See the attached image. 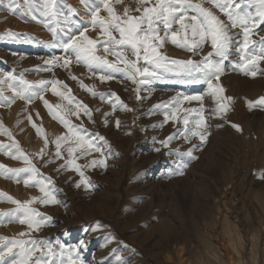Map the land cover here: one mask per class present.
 Instances as JSON below:
<instances>
[{
  "label": "rangeland",
  "instance_id": "1",
  "mask_svg": "<svg viewBox=\"0 0 264 264\" xmlns=\"http://www.w3.org/2000/svg\"><path fill=\"white\" fill-rule=\"evenodd\" d=\"M43 2L33 0L34 7L41 9ZM9 3L10 0L0 3V79L7 74H15L30 82L59 80L65 83L71 89V95L92 110L91 119L81 113L79 118L72 116L71 120L78 126L82 125L103 149L107 167H86L93 159L104 158L99 152L80 158L77 163L91 187L86 188L83 184L76 187L81 180L79 173L62 167L69 159L67 152L62 149L64 159L55 156L53 141L57 136L66 134L67 129L52 117L44 100L34 99L28 104L17 99L10 107H0V122L14 138L10 139L0 131V145L10 146L14 141L18 142L39 169L41 176L37 179L51 178L54 182L50 187L56 189L54 195L59 201L56 204L36 202L31 205L51 220L38 232H30L25 237L19 234L29 232L26 225L0 217L4 221L0 223V237L8 241L36 238L53 245L79 249L84 264H118L120 260L124 264H212L206 259L207 251L202 249L208 243L220 246L219 243L225 240L226 235L221 232L225 216L239 224L242 232L250 233L247 226L252 219L249 211L256 210L257 248L259 246L262 254L264 107L249 108L247 101H256L264 96V61L258 64L256 77L245 75L234 66L239 61L235 51L225 61V71L218 83L225 89L224 94L234 100L226 117L220 118L212 115L215 104L207 95V84L182 82L190 77L180 73L175 65H169L173 71L158 69L161 74L159 79L138 85L126 79L123 73H114L115 79L102 83L98 78L99 71L97 76H92L83 64L73 62L69 68L47 64V61L67 54L64 49L51 46L55 37L49 27H56L62 36L60 29L65 26L63 23L57 25L53 20L49 27H45L40 21L46 18L39 12L36 13L37 19L33 20L30 16H21L20 8L10 11L7 7ZM23 3L24 0H14L13 7ZM137 3L138 0H123L114 7L120 14L128 7L132 9V15L139 16L141 13L135 11ZM68 6L76 9L78 14L72 15ZM205 6L212 7L210 4ZM57 8L61 18L69 15L74 23L79 21L89 27V36L94 39L99 36V29L93 31L87 25L89 13L81 0H57ZM213 10L227 22L223 13ZM101 15L107 16V13L102 11ZM9 31L15 35H7ZM241 31L239 28L232 29L234 33ZM262 36L264 25L254 30L252 39L259 41ZM211 50L210 44H205L202 50L193 54L170 41L161 49L169 59L197 62ZM108 58L115 59L112 56ZM73 76L77 79H72ZM80 81L89 87L94 86L97 93H115L132 110H124L115 96L104 100L99 95L92 96L81 87ZM57 87L60 91L68 90L59 85ZM0 89H3L4 96L13 95L6 85H0ZM185 95H204V116L210 133L207 142L194 137L189 143L179 135L182 123L165 122V112L169 109L164 105L177 96ZM43 96L52 105H67L66 100L53 94L51 87ZM183 107L199 109L201 103L185 102ZM117 120L120 121L119 127L116 126ZM233 125H238L241 130ZM37 127L44 130L49 141L47 147ZM173 134L176 138L169 147L158 143ZM155 148L161 150L157 152ZM42 149L45 152L43 159L37 155ZM177 149L179 153L191 149L197 158L180 155L175 151ZM10 150L16 152L15 148ZM7 151V148L0 149V164L14 169L27 166L22 159L6 154ZM181 162L188 165L183 169V175H170L176 172ZM25 178L21 174L17 182L0 175V193L6 194L0 196V213L11 212L18 207L7 197L25 202L42 196L32 182L27 186L24 184ZM159 180L165 186L152 189ZM177 181H183V185ZM196 181L201 182L195 186ZM212 231L214 238L210 236ZM221 253L224 255V252ZM237 259L234 253L225 256L227 264H237ZM221 263V260L214 261V264Z\"/></svg>",
  "mask_w": 264,
  "mask_h": 264
},
{
  "label": "snow or ice",
  "instance_id": "2",
  "mask_svg": "<svg viewBox=\"0 0 264 264\" xmlns=\"http://www.w3.org/2000/svg\"><path fill=\"white\" fill-rule=\"evenodd\" d=\"M3 0H0L2 3ZM123 0H81L89 13L87 25L92 30L99 29V36L92 38L88 35L89 27L81 25L79 21L73 22L71 16L64 15L57 8V0H44L42 8L36 9L33 0H24L23 4H15L10 0L8 8L15 12L17 8L22 9L21 16H30L33 20L37 19L36 13L46 19L40 21L45 27L55 20L57 25L63 23L64 28L60 29L61 36L56 27H49V31L55 37L52 47H58L67 53L63 57H55L46 63L62 68H69L73 62L85 65L92 76H97L99 71V80L103 82L115 79L114 73H123L124 77L134 84L143 85L149 83L151 79H159L158 69L173 71L169 65H175L180 73L185 74L190 79L182 82L207 84V95L212 98L215 107L212 109V115L225 118L231 109L233 97L226 96L225 89L218 82L225 71V61L235 51L239 55V61L234 65L245 75L256 77L258 64L264 61V36L259 41L253 40L254 30L260 25H264V0H138L135 11L140 12L139 16L132 15V9L125 7L123 14L116 11L114 4H120ZM210 4L212 7H206ZM72 15H77V11L68 6ZM213 9H218L227 17V22L220 18ZM107 13L102 16L101 12ZM178 25V28L174 26ZM241 29V32L234 33L232 29ZM163 32V35H161ZM7 35H15L11 31ZM170 41L188 52L196 54L202 50L205 44H210L211 51L204 55L200 61L193 60H175L169 59L161 49L165 43ZM102 53V54H101ZM115 57L110 60L108 57ZM215 57V58H214ZM50 70V69H45ZM72 79H77L73 76ZM81 87L86 89L92 96L99 95L102 100L115 96L121 107L126 111H131L119 96L115 93L105 94L97 93L94 86L89 87L80 81ZM0 85H6L13 92L12 96L2 95L3 89H0V107H10L17 99L25 100L31 104L34 99L44 100L45 106L50 114L58 120L67 133L57 136L53 143L55 144V156L58 159H64L62 149H64L69 159L62 167L72 169L81 176L80 182L76 187L83 184L86 188L91 187L88 178L77 163L80 158L91 155L92 152H99L104 157L103 149L98 146L91 134L86 133L82 125H76L71 117L79 118L81 113L92 118V110L82 101L76 100L71 95V89L59 80L30 82L22 76L7 74L4 79H0ZM60 88L68 89L67 92L60 91ZM51 87L53 94L67 101V105H52L44 99L43 93ZM199 101L201 107L192 109L183 107L185 102ZM204 95L177 96L164 105L169 111L165 112V122L168 120L182 123L183 128L179 135L184 140L191 143L192 138H198L201 142H207L208 133L207 118L204 116L203 107ZM111 102V101H109ZM249 108L264 107V96L256 101H247ZM159 107V106H157ZM115 109V105H113ZM107 115V114H106ZM196 118L193 119L192 117ZM28 119L31 121V115ZM105 123L107 121L105 120ZM36 127L35 124H33ZM116 126H120V121H116ZM237 130H241L238 125H233ZM0 131L6 134L10 139L11 132L4 128L0 122ZM37 132L44 136L45 147L49 141L42 128L37 127ZM176 138V134L168 136L166 139L158 141L162 147H169ZM99 139L103 140V137ZM7 148L6 154L14 159H22L27 165L24 168H8L0 164V175H5L16 179H21V174L26 178L23 180L27 186L32 182V186L38 187L42 193L41 197H32V199L21 202L11 197L8 201L16 204L18 207L11 212L0 213V217H7L8 221L15 220L20 224L27 226L29 232H21V237L28 236L30 232H38L50 222L47 217L37 209L32 208L33 203L56 204L54 192L56 189L51 178H41L39 169L33 163L32 159L23 151L18 142L10 146L0 145V149ZM11 148L16 152L12 153ZM159 152L160 148H155ZM192 159H196L189 149L186 153ZM79 153V155H77ZM43 159L44 149L37 154ZM97 165L107 167V158L93 159L86 167H96ZM187 164L181 162L177 170L170 175H183V169ZM264 178V177H262ZM6 194L0 193V196ZM0 220V223H3ZM99 227V225H97ZM7 241V242H4ZM83 247V245H81ZM38 254V255H37ZM0 264H84L80 257L79 249L66 248L62 244L53 245L46 240L36 238L16 239L8 241L7 238L0 237ZM118 264H124L120 260Z\"/></svg>",
  "mask_w": 264,
  "mask_h": 264
},
{
  "label": "bare ground",
  "instance_id": "3",
  "mask_svg": "<svg viewBox=\"0 0 264 264\" xmlns=\"http://www.w3.org/2000/svg\"><path fill=\"white\" fill-rule=\"evenodd\" d=\"M158 155H159V153L157 154V156ZM182 182L183 181H177L176 183H178L179 185H183ZM200 182L201 181H196V184H194V185L197 186L200 184ZM163 186H165V185H163V183L159 180L155 183V185L153 186L152 189H156L158 187H163ZM205 205L207 206V204H205ZM249 212H251L249 216H251V218H252L250 224L247 225L248 229L251 230L250 233L248 231L245 233L242 232L239 224L231 222L230 217L225 216V218H224L225 225H224V228H222L221 232L224 234V236L226 235V238L225 237L220 238V239L225 238V240L223 239V241H221V243L218 242L220 244V246H216L212 243H208L206 248L202 249L203 252L207 251V258L206 259L207 260L209 259L208 260L209 263L214 264L215 260H221L222 261L221 264H227L225 261V256L227 254L230 255V253H234L235 256H237V258H238L237 264H260V261L261 262L264 261V248L263 249L261 248L262 254H261V251L259 249V246L257 248V211L255 210L254 212H252V211H249ZM94 214H96V213H94ZM163 222H165V220ZM262 223H263V221H262ZM214 230L217 231V227H214ZM208 235H210V234H208ZM210 236L213 238L215 237L214 231H212V234ZM209 242H211V241H209ZM197 248H199V247H197ZM192 249L194 250V247H192ZM221 252H224V255ZM197 253H198V251H197ZM231 259H233L232 256H231ZM208 261H207V263H208ZM232 263L233 262H231L230 264H232Z\"/></svg>",
  "mask_w": 264,
  "mask_h": 264
}]
</instances>
